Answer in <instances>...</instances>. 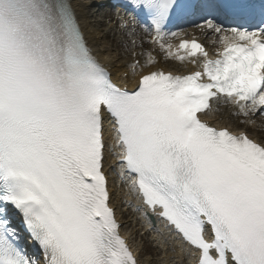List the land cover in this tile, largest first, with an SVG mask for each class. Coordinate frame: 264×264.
I'll return each mask as SVG.
<instances>
[{
  "label": "snow or ice",
  "instance_id": "6c2138e0",
  "mask_svg": "<svg viewBox=\"0 0 264 264\" xmlns=\"http://www.w3.org/2000/svg\"><path fill=\"white\" fill-rule=\"evenodd\" d=\"M119 6L131 33L140 23L166 59L198 70L145 71L149 51L130 64L129 90L93 55L74 0H0V264H139L111 206L109 157L134 210L160 218L197 264H264V143L200 118L214 105L241 123L264 117V0ZM191 16L214 57L166 30Z\"/></svg>",
  "mask_w": 264,
  "mask_h": 264
},
{
  "label": "bare ground",
  "instance_id": "6f19581e",
  "mask_svg": "<svg viewBox=\"0 0 264 264\" xmlns=\"http://www.w3.org/2000/svg\"><path fill=\"white\" fill-rule=\"evenodd\" d=\"M106 2L107 1L103 2L101 0H74V6L81 29L93 55L101 64L111 69L110 71L113 73L114 81L121 87H127L129 90L133 89L138 80V76L133 75L130 64L135 59L139 60L140 64L143 65L147 59L146 54L149 51H151L156 57L157 63L154 66L145 69V71L161 69L165 72L170 71L173 74L184 75L198 70L191 63L185 62L181 64L175 60L166 59L164 53H162L158 47L153 48V45L149 42L150 37L144 31V28L140 29L142 32H134L133 35L135 37L127 39V36L131 33L133 24L129 22L128 30L125 32L122 31L120 27L116 28L112 21H104V19L108 20L112 16L111 14H103L102 12V9L107 8V6L104 5ZM121 18L123 17L119 14L117 19L120 26L125 21V18ZM181 30L187 32L185 39H192L195 37L205 46L211 56H215L218 45H214L211 42L210 34H207L206 31H201L194 26ZM118 36L123 37L125 40L126 44L123 45L124 47H121V45L110 46L109 43H111V40H115ZM133 40L136 42L134 51L138 53L135 58L132 56ZM146 42L148 43V49H145ZM174 43L178 44L179 41L174 40ZM129 47L132 48L128 55L126 49ZM112 48L114 49L112 50ZM120 48L125 49V55L122 57L117 54ZM140 53H144V55H141ZM162 58H165V63L162 62ZM124 74H128L127 79H124ZM216 107H219V111H213L211 114L204 116V120L207 123L216 127H226L229 131L236 134L245 132L251 139L264 143V139L261 136V131L259 129H264V117H252V119L255 120L254 124L241 123L245 118L233 115L235 110L230 106L214 105V108ZM106 169L108 170L109 178L108 187L112 197L111 206L117 211V222L121 227L128 224L130 227L129 233H123L122 235L120 230V235L129 244L131 250L139 261V264H142L141 246L136 243L134 235L140 231L144 233L143 240L147 243L145 248L150 250V253L153 256V259H146L143 264H160V258H163V264H197V259H194V256L190 254L189 249L182 241L175 239L173 235L165 229L164 224H160L158 221H156L155 224L150 222V217H155V214L148 213V219H145L140 212L134 210L139 205L135 197L128 192L127 186L124 185L119 178L118 161L109 157L106 162ZM111 183H116V186L112 187L110 185ZM120 206L126 208V212H119ZM141 226L143 227L141 228ZM39 254L40 252L38 251L37 255Z\"/></svg>",
  "mask_w": 264,
  "mask_h": 264
},
{
  "label": "rangeland",
  "instance_id": "374dc122",
  "mask_svg": "<svg viewBox=\"0 0 264 264\" xmlns=\"http://www.w3.org/2000/svg\"><path fill=\"white\" fill-rule=\"evenodd\" d=\"M114 26L115 27H118L119 26V24H118V22H114ZM133 35V34H132ZM132 35H128L127 36V39H130L131 37L133 38V37H135L134 35L132 36ZM124 40H120V39H118V37L115 39V40H111V43H109V45L110 46H119V45H121V47L123 46V45H125L124 44ZM148 43L146 42V49H148ZM124 47V46H123ZM131 48L132 47H129V48H127L126 49V53L129 55L130 54V52H131ZM114 48H112V50H113ZM117 54L118 55H121V57L123 56V55H125V49L123 48V49H119V52H117ZM162 62L163 63H165V58H162ZM263 131L262 132H260L261 133V136L263 137V139H264V129H262ZM112 186L114 187L115 186V184H112ZM122 230H123V227L121 228ZM128 229H129V226H124V231L123 232H127L128 231ZM139 235V236H138ZM142 233H140V232H138L137 233V235H135L134 236V238H135V241H136V243L137 244H139L140 246H141V252H142V259H141V263L143 264L144 263V261L146 260V259H153V256H152V254L150 253V250H147L145 247H146V242H145V240H143V237H142ZM149 243V242H148ZM161 254V253H160ZM161 259V258H160ZM160 264H162V262H160Z\"/></svg>",
  "mask_w": 264,
  "mask_h": 264
}]
</instances>
